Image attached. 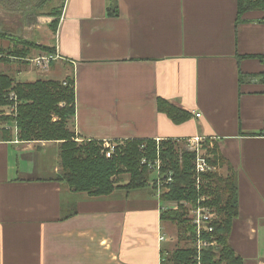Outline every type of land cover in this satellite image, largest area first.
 <instances>
[{"label": "crops", "instance_id": "crops-1", "mask_svg": "<svg viewBox=\"0 0 264 264\" xmlns=\"http://www.w3.org/2000/svg\"><path fill=\"white\" fill-rule=\"evenodd\" d=\"M60 1L43 44L58 57L18 78L71 76L80 140L211 141L213 169L236 189L229 245L242 264H264V9L239 17L238 0ZM160 100L188 117L173 121ZM15 134L0 123V264H162L173 251L150 181L105 197L73 192L54 179L59 143Z\"/></svg>", "mask_w": 264, "mask_h": 264}, {"label": "trees", "instance_id": "trees-1", "mask_svg": "<svg viewBox=\"0 0 264 264\" xmlns=\"http://www.w3.org/2000/svg\"><path fill=\"white\" fill-rule=\"evenodd\" d=\"M249 9H264V0H238L239 17ZM59 13L57 8L48 14L53 17L50 23L53 31L58 23ZM0 37L9 39L11 43L29 46L22 49L0 47V62L4 61L2 55L5 51L22 59L30 54L32 48L45 53L55 52L54 48L22 41L9 33L0 31ZM10 93H14L16 102L10 99ZM159 106L173 121L188 117L164 100H160ZM2 107H14L15 110L12 114H4ZM74 113L75 90L71 76L62 80L37 79L14 83L9 75L0 72V123L13 122L15 137L19 141L59 142L60 172L54 176L55 180L65 183L73 192L86 193L90 197L108 196L117 187L126 190L144 188L148 186L150 177L147 162L159 156L162 162L161 172H172V182L167 186L166 192L161 194V200H186L195 205L204 195L207 199L202 204L214 208L218 214L212 223L214 231L210 234L216 239L217 246L201 251V264H242L228 241L231 221L237 214L236 189L231 177H221L215 170L205 172L201 177L200 188L197 189L194 154L183 149L180 151V146L172 139L161 140L158 144L152 139L117 142L113 156L106 158L101 152V143L75 140L77 136L74 130L67 126V120L72 119ZM1 133L3 139H12L9 128H1ZM141 144H144L143 148H140ZM213 157L208 159L211 166L216 163ZM142 159L146 162L142 163ZM125 173L129 174L128 182L116 185L120 175ZM187 212V208L181 204L176 210H164L161 218L176 224L179 235H184L185 241L191 240L189 242L193 244L194 226ZM196 254L194 245L178 247L163 259L162 264H197L194 259Z\"/></svg>", "mask_w": 264, "mask_h": 264}, {"label": "built area", "instance_id": "built-area-1", "mask_svg": "<svg viewBox=\"0 0 264 264\" xmlns=\"http://www.w3.org/2000/svg\"><path fill=\"white\" fill-rule=\"evenodd\" d=\"M57 57L58 56L56 52L41 53L31 59L29 58V60L31 64L38 69L47 70L50 66V63ZM9 97L11 100L16 102V96L14 93H10ZM14 110V107H11L10 112H5L4 114H12ZM195 116L199 117L200 114L196 113ZM154 141L158 144L160 139H155ZM115 146L116 142H103L101 152L106 158H110L113 156ZM143 147L144 144H141L140 148ZM211 147V141H208L207 138L200 135H194L182 139L181 147H179L180 151L183 149L194 154V177L195 186L197 189L200 188L202 175L205 172L214 170L208 162V159L211 157ZM144 162H146L145 159H142V163ZM147 163L149 172L153 173L150 183L154 187L155 195L161 199V194L164 192V190H167V186L172 182V172H161L162 162L159 156H157L153 161ZM206 199V196H201L195 205L186 200H165L166 204H163V209L165 210H176L181 204L187 208L188 215L190 216L188 217L194 226L193 245L197 251L194 259L196 260L197 264H201L200 253L203 249L217 246L216 239H214L212 235L210 236V234H212L214 231L212 223L216 220L218 214L214 208L202 204V201H205ZM160 239H163V237Z\"/></svg>", "mask_w": 264, "mask_h": 264}, {"label": "rangeland", "instance_id": "rangeland-1", "mask_svg": "<svg viewBox=\"0 0 264 264\" xmlns=\"http://www.w3.org/2000/svg\"><path fill=\"white\" fill-rule=\"evenodd\" d=\"M60 2H61L60 0H0V31L4 33L12 34L13 37L19 38L20 40L22 39V41H26V42L29 41V43L31 44L33 43L34 44L40 43L37 45L47 44V40L50 37L52 31L51 26L48 25V22L50 20L48 14L52 13V10L54 9L56 10ZM4 27L6 28L5 30H3ZM8 41L10 42L9 39ZM11 47L22 49V47L28 48L29 46L25 47V45L23 44L10 42L8 48ZM32 50H36V49L33 48L30 49L31 51L30 54H28V56L24 59H22L21 57L15 58L9 55L7 51H5L2 55L4 61L0 62L1 64L0 72L9 75L13 79L14 83H23L21 79L18 78L17 72L21 71L22 69L26 70L35 67L31 64L29 60V58L31 59L37 55V53L35 54V52H33ZM38 53H45V52L41 51ZM2 110L4 113L10 112V107H4V109ZM71 120L72 119L67 120V126L70 129H72ZM75 140L78 142L81 141L77 137ZM42 142H52V141H42ZM59 172H60V166L56 174H58ZM124 176L129 178V174L126 175L121 174L119 179L123 178ZM151 179L149 181H151ZM164 192H166V190H164ZM187 216H189L188 212H187ZM168 222L171 221L168 220ZM171 224H172V226L170 225L171 232L172 234H174V236H172L171 240L169 241V247L172 248L171 250L174 251L178 247H182L190 244L193 245L191 242H189L191 240H188V242H186L184 235L182 236L179 235L178 227L176 226V224L172 222ZM185 237L188 238L187 235H185ZM171 252L172 251L165 254V257H168Z\"/></svg>", "mask_w": 264, "mask_h": 264}]
</instances>
